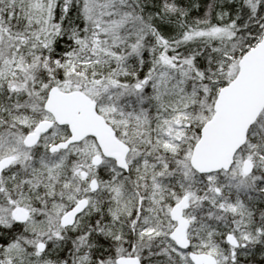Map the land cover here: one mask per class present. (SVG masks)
<instances>
[{
	"label": "snow or ice",
	"instance_id": "obj_1",
	"mask_svg": "<svg viewBox=\"0 0 264 264\" xmlns=\"http://www.w3.org/2000/svg\"><path fill=\"white\" fill-rule=\"evenodd\" d=\"M0 264H264V0H0Z\"/></svg>",
	"mask_w": 264,
	"mask_h": 264
}]
</instances>
